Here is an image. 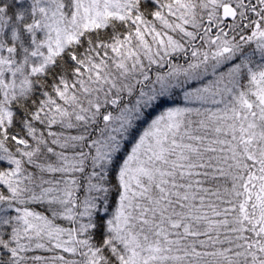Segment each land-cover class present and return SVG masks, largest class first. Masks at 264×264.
<instances>
[{
  "label": "snow or ice",
  "instance_id": "obj_1",
  "mask_svg": "<svg viewBox=\"0 0 264 264\" xmlns=\"http://www.w3.org/2000/svg\"><path fill=\"white\" fill-rule=\"evenodd\" d=\"M0 264H264V0H0Z\"/></svg>",
  "mask_w": 264,
  "mask_h": 264
}]
</instances>
